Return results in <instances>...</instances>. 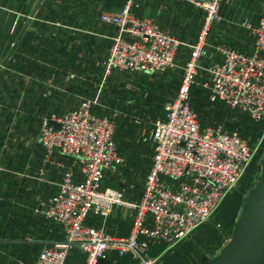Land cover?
<instances>
[{
  "label": "built area",
  "instance_id": "obj_1",
  "mask_svg": "<svg viewBox=\"0 0 264 264\" xmlns=\"http://www.w3.org/2000/svg\"><path fill=\"white\" fill-rule=\"evenodd\" d=\"M184 1L201 7L205 16L177 95L150 133L152 156L141 197L128 200L123 189L106 184L108 174L124 162L111 114L97 111L90 97L52 110L40 125L45 154L61 153L73 161L43 206L64 237L45 243L34 261L16 264H98L113 252L152 264L151 246H173L207 221L255 159L261 142L202 121L193 106L192 82L200 60L211 56L209 99L264 118V0L257 21L246 24L248 47L220 44L213 50L217 55L210 38L221 19L222 0ZM99 18L116 29L105 55L106 76L154 72L175 63L182 40L153 16L138 14L135 0L104 10ZM124 205L131 230L113 234L105 220Z\"/></svg>",
  "mask_w": 264,
  "mask_h": 264
},
{
  "label": "rangeland",
  "instance_id": "obj_2",
  "mask_svg": "<svg viewBox=\"0 0 264 264\" xmlns=\"http://www.w3.org/2000/svg\"><path fill=\"white\" fill-rule=\"evenodd\" d=\"M124 1L114 0V6H121ZM149 1L150 4L146 7L148 13L154 12L153 16L168 30L182 37L181 48L172 66L154 72L125 71L106 76L103 73L106 53L100 50L91 57L92 55L88 56L85 50L86 53L80 56V63H86L88 58L91 59L90 69L94 70L91 71L94 75L91 74L93 89L90 97L93 100V107L114 117L117 128L116 138L120 151L124 155V162L118 166L115 173L108 174L106 184L123 189L126 198L131 201L141 197L152 156L150 133L155 124L165 116L169 104L177 95L186 73L192 45L198 38L205 16L201 7L184 0ZM37 3L39 4L40 0H0V112H3V118L0 115V121L2 126L11 124L13 115L10 112L17 106V98L14 96L16 94H11L10 71L15 67H23L27 58L30 57L40 58L41 62L46 64L52 63V60L57 62L58 39L50 38L49 33H55L60 24L48 23L33 17L34 14L43 17L39 6L35 7ZM100 3L99 0H94V6H99ZM142 5L135 0V10H143ZM260 5L261 0H222L221 19L215 24L211 33V51L217 55V51L214 52L215 46L220 44L247 48L251 36L246 30V24L257 21ZM142 10L141 13H145ZM46 13H48L47 10ZM55 13L56 11L53 10L52 15ZM31 27L37 28L39 33L31 34ZM25 30H27L26 36H24ZM210 59L211 56H204L193 75L192 100L198 115L204 123L223 124L230 129L238 130L252 143L261 142L263 147L264 118L254 119L239 108L213 103L209 99L211 76L208 63ZM66 61L71 60L67 58ZM87 63L85 66L81 64L80 68H87ZM80 73L83 75L82 69ZM13 104L15 107L11 110ZM4 113L7 114L4 115ZM261 147L256 157L259 156ZM256 157L210 218L173 246L164 244L161 248L154 249L150 254L153 259L155 258L152 264H203L221 250L231 237L244 196L253 185L254 178L261 167L260 158ZM43 213L48 218L45 211ZM32 217L34 218L33 215ZM116 217L120 218L116 227L121 228L122 231L132 226L128 206H121L116 212ZM9 218L12 219L13 215L1 216L0 227L7 224ZM26 220L27 218H23V224L12 223L17 227L22 225L21 231L1 230L0 233L2 239L16 241L14 243L16 245L12 244L11 248V251L18 255L14 259V264L19 260L31 259L46 240L43 237L39 239L38 244L34 242V239L28 238V241H24L28 233ZM50 240L52 238L47 239L45 243ZM98 264L139 263L135 258L115 256L110 253Z\"/></svg>",
  "mask_w": 264,
  "mask_h": 264
},
{
  "label": "crops",
  "instance_id": "obj_3",
  "mask_svg": "<svg viewBox=\"0 0 264 264\" xmlns=\"http://www.w3.org/2000/svg\"><path fill=\"white\" fill-rule=\"evenodd\" d=\"M99 1L101 2L99 6H94V0H40L38 5L35 4V7L39 6L43 17L36 14L33 17L48 23L60 24L55 33H49L50 38L58 39L57 62L52 60V63L46 64L41 62L40 58L30 57L23 67H15L9 73L11 94H16L14 96L17 98V106L12 105L11 110L13 107L15 109L10 112L13 115L10 125L2 126L0 121V217L10 214L13 218H9V223L0 227V233L1 230L21 231L22 225L17 227L12 223L23 224V218H27L28 233L24 241L34 239L38 244L39 239L43 237L47 240L63 236L60 226L44 216L42 204L57 189L63 175L71 168L73 158L61 153H54L48 158L40 139V125L42 118L52 110L69 108L82 98L91 96L93 89L91 74L94 75V72H91L94 70L90 69L91 59H87V68H80L81 64L86 65L85 62L80 63V56L86 53L85 50L88 56L92 55L91 57L100 50L107 53L112 35L116 32L113 26L102 22L99 15L104 10L115 9L118 6H114V0ZM138 1L143 4L144 9H141L145 12L143 14L150 16L155 14L154 12L149 14L146 9L150 1ZM53 10L56 11L55 15H52ZM141 10L136 12L142 14ZM160 23L166 28L162 22ZM30 29L31 34L39 33L37 28ZM26 35L27 30L24 32V36ZM67 58L71 61L67 62ZM17 68L19 70H16ZM80 69L83 70V75ZM0 115L3 118V112H0ZM120 207L118 206L115 212L106 218L105 226L113 234L126 235L131 227L124 231L116 227L120 221V218L116 217V212ZM32 215L34 218H31ZM46 240L41 244V248ZM15 242L2 239L0 236L2 264H14V259L18 255L12 252L11 248L16 245ZM153 247L150 248V254L157 249L156 246ZM40 249L26 261H34ZM113 255L119 256L117 253Z\"/></svg>",
  "mask_w": 264,
  "mask_h": 264
},
{
  "label": "water",
  "instance_id": "obj_4",
  "mask_svg": "<svg viewBox=\"0 0 264 264\" xmlns=\"http://www.w3.org/2000/svg\"><path fill=\"white\" fill-rule=\"evenodd\" d=\"M246 193L230 239L203 264H264V152Z\"/></svg>",
  "mask_w": 264,
  "mask_h": 264
},
{
  "label": "trees",
  "instance_id": "obj_5",
  "mask_svg": "<svg viewBox=\"0 0 264 264\" xmlns=\"http://www.w3.org/2000/svg\"><path fill=\"white\" fill-rule=\"evenodd\" d=\"M263 152H264V146L261 147V151H260V153H259V156H257V157H258V158H261ZM257 157H256V158H257ZM254 161H255V160H253L252 163H253ZM252 163H251V164H252ZM251 164L249 165V167L251 166ZM249 167H248V168H249ZM258 171H259V170H258ZM254 179H255V178H254ZM244 197H245V196H244ZM243 200H244V199H243ZM242 202H243V201H242ZM241 205H242V204H241ZM240 207H241V206H240ZM239 210H240V209H239ZM232 231H233V230H232ZM63 237H64V236H62L61 238H63ZM58 238H60V237H58ZM52 240H53V239H52ZM163 245H164V243H155V244L152 245V247H153V246H156L157 248H161ZM152 247H151V248H152ZM153 248H155V247H153ZM152 250H153V249H152ZM114 253H115V252H113V254H114ZM151 253H152V251H151ZM126 256H127V257H132V256H130V255H126ZM211 257H212V256H211ZM209 258H210V257H209Z\"/></svg>",
  "mask_w": 264,
  "mask_h": 264
}]
</instances>
